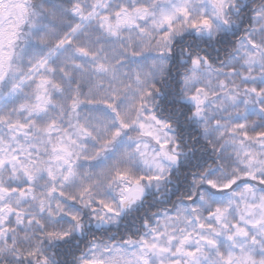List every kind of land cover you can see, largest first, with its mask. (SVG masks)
<instances>
[{
  "label": "clouds",
  "instance_id": "1",
  "mask_svg": "<svg viewBox=\"0 0 264 264\" xmlns=\"http://www.w3.org/2000/svg\"><path fill=\"white\" fill-rule=\"evenodd\" d=\"M0 264H264V0H0Z\"/></svg>",
  "mask_w": 264,
  "mask_h": 264
}]
</instances>
